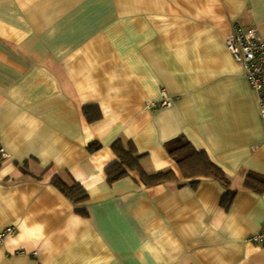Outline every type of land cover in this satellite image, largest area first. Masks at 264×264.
Returning <instances> with one entry per match:
<instances>
[{
    "label": "crops",
    "instance_id": "0c3cea01",
    "mask_svg": "<svg viewBox=\"0 0 264 264\" xmlns=\"http://www.w3.org/2000/svg\"><path fill=\"white\" fill-rule=\"evenodd\" d=\"M234 27L264 40V0H0V264H264V192L242 185L264 175V119ZM178 137L224 172L228 209L221 183L181 176ZM117 140L177 181L108 183Z\"/></svg>",
    "mask_w": 264,
    "mask_h": 264
},
{
    "label": "trees",
    "instance_id": "16d2710c",
    "mask_svg": "<svg viewBox=\"0 0 264 264\" xmlns=\"http://www.w3.org/2000/svg\"><path fill=\"white\" fill-rule=\"evenodd\" d=\"M83 111L89 122L100 118V111L94 106L85 107ZM100 147L97 142H93L88 145L87 149L89 152H93L99 150ZM164 148L168 156L176 163L181 176L184 179L191 180L189 184L192 187H196L197 179L201 177L210 178L221 183L225 189L221 206L228 209L233 197L236 195V191L230 188V182L224 172L210 160L205 152L197 151L183 137L165 143ZM111 149L117 157V162L105 170L108 183L124 178L129 171L137 172L141 182L147 187L177 181L176 175L172 171L146 173L140 163L143 156L136 155L133 144L130 142L125 145L122 141L117 140L112 144ZM51 182L75 204L83 202L87 197L85 191L77 183L66 184L57 176L53 177ZM242 185L247 190L262 193L264 192V175L250 172L244 177ZM81 214L85 215V212H81Z\"/></svg>",
    "mask_w": 264,
    "mask_h": 264
},
{
    "label": "built area",
    "instance_id": "2783aa9c",
    "mask_svg": "<svg viewBox=\"0 0 264 264\" xmlns=\"http://www.w3.org/2000/svg\"><path fill=\"white\" fill-rule=\"evenodd\" d=\"M225 47L234 60L241 65L244 77L257 95L259 114L261 119H264V40L261 34L255 27L246 31H240L234 27L225 39ZM172 101L165 98L160 104L150 103L148 107L152 110L158 107H169ZM0 155H2L1 150ZM2 236L0 235V240ZM249 240L252 242L264 241V225Z\"/></svg>",
    "mask_w": 264,
    "mask_h": 264
}]
</instances>
